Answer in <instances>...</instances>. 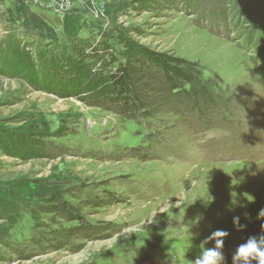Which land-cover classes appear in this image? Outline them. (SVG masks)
Returning a JSON list of instances; mask_svg holds the SVG:
<instances>
[{
	"label": "rangeland",
	"instance_id": "374dc122",
	"mask_svg": "<svg viewBox=\"0 0 264 264\" xmlns=\"http://www.w3.org/2000/svg\"><path fill=\"white\" fill-rule=\"evenodd\" d=\"M263 53L264 0H0V264H190L217 229L232 264L264 224Z\"/></svg>",
	"mask_w": 264,
	"mask_h": 264
},
{
	"label": "clouds",
	"instance_id": "9594fccd",
	"mask_svg": "<svg viewBox=\"0 0 264 264\" xmlns=\"http://www.w3.org/2000/svg\"><path fill=\"white\" fill-rule=\"evenodd\" d=\"M210 196V195H209ZM211 197V196H210ZM211 199L206 202L210 203ZM258 219L264 218V209L258 212ZM238 216L233 217V225L237 229H243L246 225L239 222ZM262 232L259 235L249 236L243 243H240L232 253V264H264V224L261 225ZM228 232L215 230L205 238L204 243L214 241L213 247H203L200 254L190 264H226L223 253L224 238Z\"/></svg>",
	"mask_w": 264,
	"mask_h": 264
},
{
	"label": "trees",
	"instance_id": "16d2710c",
	"mask_svg": "<svg viewBox=\"0 0 264 264\" xmlns=\"http://www.w3.org/2000/svg\"><path fill=\"white\" fill-rule=\"evenodd\" d=\"M124 42V41H123ZM125 43V42H124ZM94 52V49H91L90 50V53H93ZM84 54H85V52H84ZM264 54V53H263ZM44 55H41L40 57H38L39 59H41V57H43ZM125 56V55H124ZM122 57H123V54H122ZM148 58H150V59H152V57H150L149 55L147 56ZM132 59H135V58H133V56H132ZM153 60V59H152ZM41 63V62H40ZM77 63V62H76ZM78 63H82V61H80V62H78ZM47 65H48V67H50V69H57V63H56V57H51V59L49 58H47V59H45V62H42L39 66H40V68H44V67H47ZM44 66V67H43ZM56 66V67H55ZM160 66V68L163 70V71H169V72H171V67H168L166 64L165 65H159ZM164 66H165V68H164ZM45 69V68H44ZM80 68H76V70H79ZM46 70H48L47 68H46ZM173 70V69H172ZM130 68H127L126 70H122V76L121 77H119L118 79H119V82L121 83V85L123 86V87H125L126 88V90H127V92L130 94V96L133 98L134 97V95H133V88H132V82H131V80H130ZM93 81V80H92ZM97 81H102V80H100V79H98L97 78ZM43 85L44 84H46L47 85V88H42L43 90H46V91H49V92H52V93H54V94H56V95H60V94H58V92L54 89V88H52L54 85H52L51 83H48V80H43ZM99 83H101V84H103L104 86H107V84H104L103 82H99ZM45 86V85H44ZM57 88V87H56ZM67 90H68V88H67ZM66 95H69V96H76L77 95V92H75V90H70L69 89V91H67V94ZM134 100H136V99H134Z\"/></svg>",
	"mask_w": 264,
	"mask_h": 264
},
{
	"label": "bare ground",
	"instance_id": "6f19581e",
	"mask_svg": "<svg viewBox=\"0 0 264 264\" xmlns=\"http://www.w3.org/2000/svg\"><path fill=\"white\" fill-rule=\"evenodd\" d=\"M201 175V174H200ZM199 175V176H200ZM190 175H188V176H186V177H189ZM191 178H193L192 176H191ZM196 177H194L193 179H195ZM197 178H198V176H197ZM200 178H202V177H200ZM201 180V179H200ZM190 181V180H189ZM185 182H186V180H185ZM196 182H197V180H196ZM202 182V181H201ZM200 182V183H201ZM184 183V182H183ZM197 183H199V181L197 182ZM185 184V183H184ZM194 184H196L195 182H194ZM202 184V183H201ZM201 184H199V187H200V185ZM197 185V184H196ZM188 186V185H187ZM203 186V185H202ZM180 187H182V189L181 190H183V184L181 183V186ZM192 187V186H191ZM206 188V187H205ZM193 189H195V187L193 188ZM197 191H199V188L198 189H196ZM187 192L189 191V190H186ZM192 191V190H191ZM184 192V191H183ZM189 193H191V192H189ZM189 193H187V194H189ZM198 193V192H197ZM182 194V193H181ZM196 194V193H195ZM190 195V194H189ZM193 195H194V193H193ZM193 195H192V197H193ZM196 196H197V194H196ZM181 197V196H180ZM200 198V197H199ZM192 215V214H191ZM192 216H195V213H193V215ZM202 216V220H203V222H205V221H207V220H205L204 219V216L203 215H201ZM196 218V217H195ZM196 222V221H195ZM191 224V223H190ZM200 232V231H199ZM172 263V262H171Z\"/></svg>",
	"mask_w": 264,
	"mask_h": 264
}]
</instances>
